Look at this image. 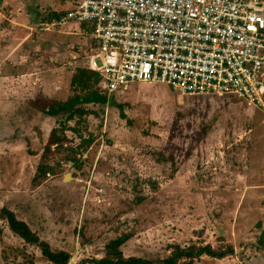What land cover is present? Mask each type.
Returning a JSON list of instances; mask_svg holds the SVG:
<instances>
[{
  "label": "rangeland",
  "instance_id": "374dc122",
  "mask_svg": "<svg viewBox=\"0 0 264 264\" xmlns=\"http://www.w3.org/2000/svg\"><path fill=\"white\" fill-rule=\"evenodd\" d=\"M59 7L0 0V264H51L3 207L69 251V264H93L124 234L126 257L210 243L235 252L192 264H264V105L138 82L115 104L49 116L33 102L73 95L72 73L92 52L84 29H46ZM54 127L65 138L49 146ZM39 163L50 170L35 181Z\"/></svg>",
  "mask_w": 264,
  "mask_h": 264
},
{
  "label": "built area",
  "instance_id": "2783aa9c",
  "mask_svg": "<svg viewBox=\"0 0 264 264\" xmlns=\"http://www.w3.org/2000/svg\"><path fill=\"white\" fill-rule=\"evenodd\" d=\"M56 1L46 29L90 34L86 65L108 101L147 82L264 105V0Z\"/></svg>",
  "mask_w": 264,
  "mask_h": 264
},
{
  "label": "trees",
  "instance_id": "16d2710c",
  "mask_svg": "<svg viewBox=\"0 0 264 264\" xmlns=\"http://www.w3.org/2000/svg\"><path fill=\"white\" fill-rule=\"evenodd\" d=\"M83 28L90 29L89 24H84ZM95 44L91 38V49ZM101 77L99 73L87 67V65H77V68L72 73L71 86L74 94L68 97H62L56 101H48L42 98L36 99L33 103L35 107L46 113L49 116L56 117L61 113H66V118L71 120L76 115H83L88 112L85 104L95 103L106 105L108 102L115 104L114 100L108 101L107 95L103 92L100 86ZM115 96V95H114ZM112 96L111 99L114 97ZM121 107V105L118 104ZM123 116L125 113L122 110ZM64 128V127H63ZM61 131L62 135L59 134ZM64 129L59 127L52 128L49 136L48 145L59 144L64 140ZM48 146V147H49ZM45 155V154H44ZM43 155V157H44ZM37 175L34 180L46 176L49 172V165L39 163ZM2 215L6 218L10 229L20 236L25 242L37 245L51 264H69L71 253L63 249H53L50 243L42 239L36 231H34L28 222L20 219L15 211L3 207L1 208ZM130 238L129 234L118 236L109 241L106 245V255L93 259V264H192L195 259H199L203 255H209L215 258H224L230 254H234L235 249L229 246L225 249L215 248L210 243L192 244L189 246H181L176 244L170 255L159 259L151 260L140 256L126 257L123 254L121 246Z\"/></svg>",
  "mask_w": 264,
  "mask_h": 264
},
{
  "label": "water",
  "instance_id": "95a60500",
  "mask_svg": "<svg viewBox=\"0 0 264 264\" xmlns=\"http://www.w3.org/2000/svg\"><path fill=\"white\" fill-rule=\"evenodd\" d=\"M70 177H72V174L71 173H67L64 177V179H69Z\"/></svg>",
  "mask_w": 264,
  "mask_h": 264
}]
</instances>
